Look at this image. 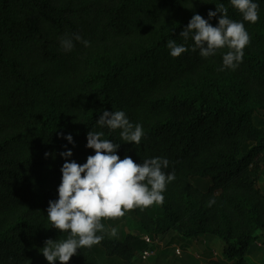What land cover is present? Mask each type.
I'll use <instances>...</instances> for the list:
<instances>
[{
	"label": "trees",
	"instance_id": "1",
	"mask_svg": "<svg viewBox=\"0 0 264 264\" xmlns=\"http://www.w3.org/2000/svg\"><path fill=\"white\" fill-rule=\"evenodd\" d=\"M256 2L259 19L244 22L250 42L232 69L223 67L226 47L205 58L180 36L195 13L207 19L221 3L242 20L230 0H0V264H49L45 241L67 238L47 208L58 197L59 153L67 145L86 162L90 130L121 144V158H167L175 179L162 204L130 209L137 233L111 235L127 210L101 218V241L69 264H134L150 248L144 236L174 232L182 241L221 240L224 261L249 264L264 230V0ZM75 34L89 45L64 51L61 38ZM169 40L188 51L171 56ZM104 110L142 124L141 143L101 128Z\"/></svg>",
	"mask_w": 264,
	"mask_h": 264
},
{
	"label": "clouds",
	"instance_id": "2",
	"mask_svg": "<svg viewBox=\"0 0 264 264\" xmlns=\"http://www.w3.org/2000/svg\"><path fill=\"white\" fill-rule=\"evenodd\" d=\"M233 8L242 14V20H233L228 16V8L223 4L216 5V10H209L206 19L195 13L184 27L180 36L187 41H194L192 51L199 49L202 57H210L221 48L229 49L223 54V67L235 69L244 57V48L250 42V35L245 21L255 23L259 19V4L256 0H230ZM219 16L218 24L213 26L210 21ZM74 41L84 46L89 41L79 34L65 36L60 40L64 51L75 47ZM167 47L170 55L178 57L188 51V47L175 40H169ZM101 127L115 131L120 130L124 142L140 144L145 135L142 124L133 123L123 110H104L96 121ZM63 136L64 134L61 133ZM103 131L90 130L87 133L86 147L94 150L88 155L86 162L80 163L73 159V149L65 145V151L59 153L64 158L61 166V181L57 187L58 197L49 200L47 219L51 227L68 232L63 240L47 239L40 249L49 264H69L78 250L91 248L101 241L105 225L101 218L123 216L126 210L134 207L146 208L153 203L164 202L163 193L168 183L175 179V173H166L169 160L165 157L145 158L142 163L125 155L120 157L116 144L104 138ZM75 145L71 133L64 137ZM50 153H45V156ZM209 201V205L214 203ZM111 229V235L116 234ZM100 233V234H98Z\"/></svg>",
	"mask_w": 264,
	"mask_h": 264
},
{
	"label": "rangeland",
	"instance_id": "3",
	"mask_svg": "<svg viewBox=\"0 0 264 264\" xmlns=\"http://www.w3.org/2000/svg\"><path fill=\"white\" fill-rule=\"evenodd\" d=\"M262 175H264V171ZM260 180H261L260 181L261 187L264 189V176H261ZM134 218L135 217L131 213V211L127 210V214L124 220L122 219L118 221L116 226L112 225L110 226V228L111 229L115 228L116 230H122L124 233H137L136 231L137 227ZM176 236L177 233L174 232L173 234L167 236L164 239H160V240L158 239L160 243L158 244L159 248L157 255H153L148 259H144L140 251L137 252L134 264H211V260L205 262L202 256H203L204 246L212 244L213 241L210 242L209 240H205V239H191L193 245L200 247L198 248L191 245L184 248L182 239L177 240L175 239ZM187 240L188 239H186V241ZM217 243L218 244L213 243V249L219 251L220 243L219 242ZM168 246H170L169 249H167L164 253H161ZM201 246H203V248ZM262 249L263 247L258 251L256 250L254 254L255 258L261 259L260 261L261 263H256L252 260V258L251 259L248 258L249 264H264V249L263 250ZM214 260H216V258ZM220 264H231V263L229 261L222 260Z\"/></svg>",
	"mask_w": 264,
	"mask_h": 264
},
{
	"label": "crops",
	"instance_id": "4",
	"mask_svg": "<svg viewBox=\"0 0 264 264\" xmlns=\"http://www.w3.org/2000/svg\"><path fill=\"white\" fill-rule=\"evenodd\" d=\"M262 176H264V175H262ZM261 181V180H260ZM260 181H259V185H260V187H261V184H260ZM262 188V187H261ZM263 189V188H262ZM264 190V189H263ZM259 236H260V239L259 240H257L252 246H251V250H250V252H249V255H248V258H252V260L254 261V262H256V263H261L260 261H261V259H257V258H255V252H256V250L258 251V250H260L262 247H263V249H264V230H262V231H260L259 232ZM210 242H212L213 241V243H216V244H218L217 242H219L220 243V245H219V251H216L215 249H213V243L212 244H209V245H205L204 246V250H203V256H202V258L205 260V262H208V261H213L215 258H216V260H214V261H217V260H225L224 259V257H223V253H222V251H223V243H222V241L221 240H209ZM191 245H193V242L191 241V240H185V241H183V247L185 248V246L187 247V246H191ZM194 247H200V246H195V245H193ZM169 247L170 246H168L167 248H165L161 253H164L167 249H169ZM202 248H203V246H201ZM262 249V250H263ZM187 255H189V254H187ZM195 257V256H194ZM198 259V258H197ZM214 261H213V263H214ZM212 264V263H211Z\"/></svg>",
	"mask_w": 264,
	"mask_h": 264
},
{
	"label": "built area",
	"instance_id": "5",
	"mask_svg": "<svg viewBox=\"0 0 264 264\" xmlns=\"http://www.w3.org/2000/svg\"><path fill=\"white\" fill-rule=\"evenodd\" d=\"M144 239L149 243L150 248L142 253V257L144 259H148V258L152 257L153 255H157L158 248H159L158 244L160 243V241H159L160 239L158 240V238H156L155 240H151V238L149 236H144ZM177 253H178V251H177Z\"/></svg>",
	"mask_w": 264,
	"mask_h": 264
}]
</instances>
